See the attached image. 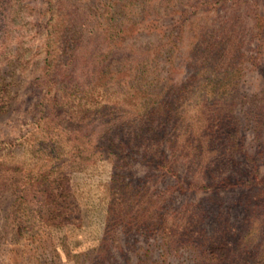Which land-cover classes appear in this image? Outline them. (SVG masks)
Instances as JSON below:
<instances>
[{
	"label": "trees",
	"instance_id": "obj_1",
	"mask_svg": "<svg viewBox=\"0 0 264 264\" xmlns=\"http://www.w3.org/2000/svg\"><path fill=\"white\" fill-rule=\"evenodd\" d=\"M27 1L0 0V14L5 13L10 3L26 7ZM168 1L171 0L58 1L55 20L46 30V54L42 65L51 66L48 48L61 47L69 57L64 66L71 64L72 67L79 60L77 62L81 63L80 66L89 70L90 75L98 80L107 74L115 75L127 87L125 94L133 99L130 108L138 109L142 117L139 121H134L133 115L128 119V111L115 106V102L105 96V86H91L85 92L86 98L93 97L90 104L84 102V107L76 104L72 106L75 112L81 113V118L74 121L75 136L60 137L48 123L45 125L49 128L35 127L22 134L16 144L29 141L32 146L29 150L37 154L38 160L42 159L38 168L30 170L15 167L12 170L14 177H17L13 183L19 193L16 201L23 208L20 210L22 220H17L23 224L24 229L30 228L29 225L35 220L45 224L51 221L58 223L64 220V215L75 209L68 174L64 168L83 152L86 157L96 155L109 160L112 172L108 183L118 186V204L125 206V210H108L105 214L103 236L119 224L123 225L124 235L132 228L153 235L151 244L161 256L165 252L172 254L181 250L187 251L186 254L195 259V264H216L223 259L225 248L217 244L219 241L214 238L224 234L226 237L229 232L226 221L228 215L224 212L228 203L227 199L224 200L226 194L235 197L232 206L234 203L239 204L242 216L257 215L260 212L264 217V167L259 170L260 165L264 164L261 160L264 156V16L254 8L258 0H192L181 13L183 17L199 7L211 6L216 10L217 5L224 2H248L247 10L254 15L250 38L255 37L256 41L247 55L243 51L238 52L241 42L234 39L232 34H238L239 30L234 29L232 20L219 23L210 32V35H219L218 39L208 37L205 39L207 46L194 45L183 52L187 72L178 79L170 78V75L175 74V68L172 70L173 57L178 51L174 38L169 42L170 46L165 44L167 47L163 49L170 55L165 58L168 66L162 63L160 68L156 67V57L153 60L147 53L137 54L136 48L125 43V39L135 35L156 32L152 25H157L160 16L157 14L158 7ZM41 3L50 9L49 0H41ZM18 12L15 7L13 13L17 15ZM42 12L40 9L34 14L39 19ZM149 15L156 17L153 20L157 21L155 24H143L142 19ZM80 40L95 46L84 48ZM133 55L139 57L141 63L130 70L131 65L123 60L133 58ZM156 55L160 56L159 52ZM246 61L261 69L262 74L258 89L244 94L235 87L241 64ZM66 67L71 72L72 68ZM65 71L57 69L61 75H65ZM4 86L8 85L4 83L0 89L9 95L10 88ZM229 89L234 94H230L228 99L216 98L213 94L227 92ZM186 100H195L192 106L195 116L191 120L186 118V124L181 125L177 111L178 106ZM3 106L1 102L0 108ZM235 106H238L237 113L234 111ZM91 112L100 117L99 122L92 126L96 131L90 127L86 133L81 134V130L84 132L86 126H89L86 117ZM196 119H200L199 124L192 123ZM36 120H43V116H38ZM246 132L251 137L247 138ZM0 146L9 150L15 145L10 138L4 137L0 139ZM178 157L183 158L182 169L176 166ZM137 161L155 171L152 174L132 176V166ZM149 176L154 181H165L164 189L169 202L175 199V194H205L176 209L181 215L187 214L191 225L189 228L193 229L195 235L184 233L181 229L177 232L176 226L169 233L167 230L166 234H170V238H165L162 229L159 231L172 207L168 204L162 212L154 205L153 202L161 198V191L155 187V197L149 203L155 214L141 220L136 211H126L130 209L127 202L143 200L148 203L149 182H144V179L148 180ZM161 202L165 203L162 198ZM213 212L215 224L211 225L213 230L210 232L206 230V221ZM243 218L246 221V217ZM16 227L18 232L22 231L21 226ZM183 234L188 240L183 238ZM175 241L181 243V246L176 245ZM119 248L122 249L121 246Z\"/></svg>",
	"mask_w": 264,
	"mask_h": 264
},
{
	"label": "rangeland",
	"instance_id": "obj_2",
	"mask_svg": "<svg viewBox=\"0 0 264 264\" xmlns=\"http://www.w3.org/2000/svg\"><path fill=\"white\" fill-rule=\"evenodd\" d=\"M49 1L50 9L45 8L41 0H28L26 7L19 4L20 8L16 3H10L5 13L0 14V87L6 83L8 86L4 88L11 90L10 96L2 92V88L0 89L2 92H0V103H4L0 108V139L10 138L15 145L9 150L0 146V264H195V259L187 255V251L177 250L172 254L165 252L161 256L157 253V248L151 244L154 236L149 233L143 234L142 230L134 231L132 228L127 235H124L123 225L118 224L103 236L105 214L108 210L120 211L121 208L125 210V206L118 204L120 200L118 186L115 183L111 185L108 183L112 172L109 160L96 155L86 157L84 152L80 156H75L71 165L64 168L68 174L75 209L64 215V220H59L58 223L51 221L45 224L35 220L28 229H24L23 224L20 223L22 220L20 210L23 208L16 201L19 193L13 183L16 181L14 178L17 177H14L12 170L15 167L30 170L38 168L42 161L41 158L38 160L37 154L29 150L32 148L29 141L16 144L21 140L19 137L22 134L35 127H47L45 124L48 123L60 137L75 136L77 133L73 132L74 121L81 118V113L75 112L72 106L76 104L84 107V102L90 104L93 97L86 98L85 92H88L91 86H105V96H108L109 100L112 99L115 106L126 109L128 119L133 115L134 121H139L142 117L138 109L130 108L133 99L125 94L127 87L123 82L118 81L115 75L107 74L106 77L98 80L90 75L89 70L80 66L81 63L77 62L79 60H76V64L72 67L71 64L68 67L64 66L69 57L61 47L48 48L50 51L48 60L51 66L42 65L46 54V30L55 20L59 0ZM191 2L192 0L162 2L157 10V14L160 15L158 22H153L156 17L152 15L142 19L143 24L152 25L157 22V25H152L156 32L138 34L133 38L125 39V43L136 48L137 54L147 53L146 55L153 60L156 57L158 63L156 67L160 68L162 63L165 67L168 66L165 58H169L170 55H167L163 49L167 47L166 45L170 46L169 42L174 38L178 51L173 57L172 70L174 71L175 68V74L170 75L171 79L182 78L187 72L183 61L186 60L184 51L194 45L207 46L205 39L208 37L214 40L219 38V35H210L212 28L219 23L232 20L234 29L239 30L238 34H232L234 39L241 42L238 52L243 51L247 55L255 45L256 38H250L254 15L247 10L248 2L238 4L224 2L218 4L216 10L211 6L199 7L183 17L181 13ZM14 5L19 10L17 15L13 13ZM254 8L264 16V0H258ZM40 9L43 12L38 19L34 12ZM233 17L236 19L233 20ZM25 21L29 23L24 24ZM79 43L84 48L92 45L85 40H80ZM158 52L160 56L156 55ZM133 58L123 60L131 65L130 70H134L135 65L141 63L139 57L133 55ZM262 59L264 60V57ZM241 65L235 89L244 94L252 93L259 87L262 70L247 61ZM65 67L72 68L71 72ZM58 68L66 70L65 75L58 74ZM213 94L216 98L228 99V96L234 92L229 89L227 92ZM194 102L195 100H186L178 106L177 117L181 125L186 124V118L191 120L195 116L192 108ZM237 109L238 106H235V113L238 112ZM38 116H43V120H36ZM98 117L99 115L91 112L86 117V122H90L89 126L87 125L84 132L82 129L80 133H86L90 127L98 123L100 118ZM34 121L36 122L32 124ZM199 121L200 119H196L192 123L199 124ZM93 130L96 131L94 128ZM246 137L251 136L246 132ZM261 160L264 163V156ZM146 166L138 161L135 162L131 175L138 177L155 171L152 167ZM176 166L183 168L182 157L177 158ZM6 167L9 169L6 170ZM263 167L264 164L260 165L259 170L261 171ZM149 177L148 180L144 179V182H149L148 203L143 200L127 202L130 209L126 211H136L141 220H146L148 215L155 214L154 208L149 204L155 197L153 195V187H155L161 191V198L165 203L159 198L153 202L154 205L162 212L168 204L172 207L159 231L162 229L165 238H170V234L166 232L169 230L167 232L169 233L176 226L177 232L181 229L184 233L195 235L193 229L189 228L191 225L187 214L182 213L184 217L180 212H176V209L188 204L187 201H196L198 196L205 194L200 192L186 193L182 196L175 194V199L169 202L164 189L165 181L163 179L154 181L151 176ZM134 185L136 186V183ZM234 198L233 195L226 194L224 199L228 202L224 212L229 218L226 220L229 232L226 237L224 234L214 238L218 239L217 244L225 248L223 259L216 264H264V217L260 212L257 215L242 216L241 206L235 203L232 206ZM212 217L214 218V212L206 221V230L210 232L213 230L211 225L215 224V219L213 220ZM243 217H246L247 222ZM184 222L186 224H183ZM16 226H21L22 231L18 232ZM183 238L188 240L184 234ZM175 244L181 246L177 241Z\"/></svg>",
	"mask_w": 264,
	"mask_h": 264
}]
</instances>
